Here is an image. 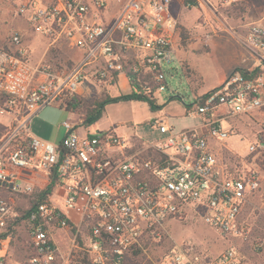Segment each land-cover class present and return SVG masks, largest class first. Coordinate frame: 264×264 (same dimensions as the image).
Here are the masks:
<instances>
[{
	"label": "built area",
	"instance_id": "1",
	"mask_svg": "<svg viewBox=\"0 0 264 264\" xmlns=\"http://www.w3.org/2000/svg\"><path fill=\"white\" fill-rule=\"evenodd\" d=\"M1 1L30 30L11 31L9 50L0 47V117L9 118L0 131V188L32 197L19 212L13 197L0 196V234L24 224L30 253L21 264H127L147 242L162 240L169 221L191 212L224 238L247 239L244 208L262 177L256 170H227L215 145L235 135L232 119L264 111L262 24L248 25L241 40L250 68L195 94L187 114L201 119L197 127L176 132L165 119H154L151 128L160 137L137 144L116 130L86 131L85 116L77 119L71 110L65 137L53 143L31 132L32 120L48 106L65 108L77 95L120 88L122 76L129 81L126 95L156 102L169 88L177 59L175 0ZM31 35L46 46L38 64L27 58ZM64 47L73 56L54 63ZM258 151H264V135L249 146L250 153ZM2 251L0 264H6ZM161 264L254 263L236 247L210 259L187 242L165 253Z\"/></svg>",
	"mask_w": 264,
	"mask_h": 264
},
{
	"label": "rangeland",
	"instance_id": "2",
	"mask_svg": "<svg viewBox=\"0 0 264 264\" xmlns=\"http://www.w3.org/2000/svg\"><path fill=\"white\" fill-rule=\"evenodd\" d=\"M242 10L245 12L242 13ZM173 15L179 23L177 59L167 76L169 88L156 97V104L162 106V110L152 111L148 103L141 101L111 103L106 106L102 118L87 127L91 132L116 130L127 140L136 136L144 142H152L160 137L159 132L151 128L154 119H165L176 132L197 127L201 119L189 116L187 107L195 102V93L199 95L221 86L239 68L233 70L235 65L247 57L248 52L241 40L247 32L248 23L264 26V0H244L230 6L223 5L222 0H175ZM0 18V47L8 45L11 31L30 32L27 23L12 17L11 5L1 0ZM26 47L28 60L32 64L40 63L46 50L40 38L31 35L27 38ZM59 53L60 56H52L54 63H64L73 56V51L66 47ZM50 59L45 57V60ZM100 95L95 90L85 100L90 103ZM82 113L77 112L76 118H80ZM71 117L58 106H48L32 122L31 132L36 137L54 142L56 135L62 131L61 125ZM230 122L235 135L223 145H215L218 158L230 172L256 170L262 177L260 190L244 208L243 218L250 228L247 239L224 238L191 212L182 219L169 221L162 240L147 242L142 250L130 255L127 264H161L165 253L187 242H192L198 253L210 259L217 258L230 247H236L254 264H264V246L258 248L260 244L264 245V151L249 152L250 144L264 135V111L237 117ZM41 131L51 134V137L42 136ZM78 133L82 134L84 130ZM0 195L13 197L19 212L24 211L32 199L25 195L13 196L7 191H1ZM10 230L14 232L1 240L4 245L0 244V248L6 253V264H21L30 253L29 237L22 222L0 235Z\"/></svg>",
	"mask_w": 264,
	"mask_h": 264
},
{
	"label": "trees",
	"instance_id": "3",
	"mask_svg": "<svg viewBox=\"0 0 264 264\" xmlns=\"http://www.w3.org/2000/svg\"><path fill=\"white\" fill-rule=\"evenodd\" d=\"M245 12V10H242V13ZM240 16V15H239ZM4 49H8V45L4 47ZM261 73L260 69H257L254 71V75L257 76ZM194 90V88H192ZM195 92V90H194ZM121 101H141L148 103L150 109L152 111H160L162 110V106L157 105L156 102L150 100L147 97L139 96L136 93L130 94V95H120L117 97H111L109 95L108 89H103L101 92L100 97L97 99H94L90 103H87L86 100L77 95L75 98H70L65 102V109L67 112H70L71 110H75L76 112L82 113L85 116V125L86 126H92L96 124L103 115V112L107 105L111 103H118ZM13 230H10L8 233H5L4 235H0V241L5 240L9 237L10 233H13Z\"/></svg>",
	"mask_w": 264,
	"mask_h": 264
},
{
	"label": "crops",
	"instance_id": "4",
	"mask_svg": "<svg viewBox=\"0 0 264 264\" xmlns=\"http://www.w3.org/2000/svg\"><path fill=\"white\" fill-rule=\"evenodd\" d=\"M250 24H252V23H248V25H250ZM233 38H236V37H234L233 36ZM249 55H248V53H247V57H248ZM247 57H243L242 58V60H241V62H239L238 64H236L235 65V67L233 68V70L234 69H236V68H240V67H244V68H250V66H251V62H249V63H247V64H244L243 63V60L245 59V58H247ZM108 91H109V95L111 96V97H117V96H120V95H126V94H128V92H129V81H128V79L126 78V77H124V76H122L121 78H120V88H110V89H108ZM97 94V93H96ZM196 94V93H195ZM199 95L200 94H202V93H198ZM2 105H3V98L0 96V107H2ZM60 110H64V111H66V109L65 108H61V107H58ZM42 112V111H41ZM67 112V111H66ZM69 114H70V112H68ZM71 115V114H70ZM37 117V116H36ZM35 117V118H36ZM34 118V119H35ZM34 119L32 120V122L34 121ZM9 123V118L8 117H0V131L1 130H3V128L7 125ZM31 125H32V123H31ZM95 125V124H94ZM93 126V125H92ZM86 127H89V126H86ZM61 133L59 132L57 135H56V137H55V139L53 140L54 142L53 143H58V142H60L64 137H65V135H66V130H65V128L63 127V124L61 125ZM86 131H89L90 133H94V132H91L88 128L86 129ZM97 132V131H96ZM42 136H47V137H51V134H49V133H47V132H42L41 131V133H40ZM39 138V137H38ZM44 140V139H43ZM46 141H48V140H46ZM131 141H132V143H137V144H140L141 143V139H139V138H137L136 136L135 137H132L131 138ZM1 191H3V192H5V190H3L2 188H0V194H1ZM1 196V195H0ZM1 243L4 245V241H1ZM4 251H2V253H3Z\"/></svg>",
	"mask_w": 264,
	"mask_h": 264
}]
</instances>
